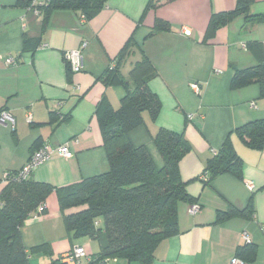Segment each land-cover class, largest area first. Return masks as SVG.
<instances>
[{"label": "crops", "instance_id": "1", "mask_svg": "<svg viewBox=\"0 0 264 264\" xmlns=\"http://www.w3.org/2000/svg\"><path fill=\"white\" fill-rule=\"evenodd\" d=\"M34 1L0 0V109L13 118V125L0 122V191L5 174L20 170L46 143L65 145L71 155L53 151L30 172L34 181L56 188L107 170L95 110L103 98L119 108L125 90L99 77L114 67L116 55L133 34L156 70L149 86L161 108L155 120L145 111L144 123L129 131V140L144 145L161 167L152 136L159 128L182 132L190 150L180 159L179 171L200 206L192 215L189 203H177V232L159 241L149 264H230L234 257L245 264H264V145L251 148L235 133L244 123L264 119V97L256 83L230 87L235 69L258 63L259 55L246 47L248 42L255 41L264 58V22L246 23L237 16L204 41L210 15L232 9L236 0H153L155 7L146 11L149 0H108L89 20L79 11L54 9L44 25ZM249 11L264 14V0H254ZM156 18L168 21L170 29L148 35ZM83 42L82 68L71 71L68 79L64 53ZM139 58L133 51L120 73L127 76ZM192 82L199 93L191 89ZM226 140L242 161V176L222 173L204 185L200 179L206 160ZM250 200V214L215 221L217 210H244ZM42 206V212L31 213L19 228L29 264H50L60 256L64 261L76 246L84 249L82 264H88L106 245L104 233L69 237L63 214L78 208L63 213L54 189ZM39 245L43 249L34 248ZM104 262L140 264L120 258Z\"/></svg>", "mask_w": 264, "mask_h": 264}, {"label": "trees", "instance_id": "2", "mask_svg": "<svg viewBox=\"0 0 264 264\" xmlns=\"http://www.w3.org/2000/svg\"><path fill=\"white\" fill-rule=\"evenodd\" d=\"M24 1L28 4L32 2ZM107 1L35 0L32 5L40 12L44 25L54 9L79 11L85 20H89ZM253 1L236 0L232 9L212 13L203 40L211 38L218 28L237 16H242L246 23L264 22V14L250 13ZM152 6L155 7V3L149 0L145 11ZM168 29V21L156 18L148 35ZM246 47L259 55L258 63L235 69L230 87L236 89L256 83L260 96L264 97V58L255 41L248 42ZM133 51H138L140 58L133 63L127 76H123L120 68ZM114 62V67L104 70L99 78L124 87L120 107L112 108L103 98L95 110L107 153V170L56 188L34 181L29 176L21 178V169L7 172L0 191V264H29L19 228L31 213L43 211V208H39L53 189L63 213L70 208H78L77 211L63 214L70 238H96L101 233L105 234L106 245L91 256L88 264H99L113 258L140 264L151 263L159 241L177 232V203L184 201L199 206L198 198L187 191V182L179 171L180 159L190 150V144L182 132L159 128L152 136L162 158L161 167L155 165L144 145L134 146L129 140V131L144 123L143 113L147 111L150 118L155 120L161 108L160 99L149 86L156 76V70L133 34L125 41ZM65 68L69 79L71 70L66 62ZM2 112L0 109V115ZM235 133L247 146L261 149L264 145V119L244 123L235 128ZM222 173L242 176V161L228 140L206 160L200 180L207 185ZM250 204L251 200L244 210L232 206L224 211L217 210L215 221L242 215L246 211L250 214ZM43 247L39 245L34 248ZM50 264L67 263L60 256Z\"/></svg>", "mask_w": 264, "mask_h": 264}, {"label": "built area", "instance_id": "3", "mask_svg": "<svg viewBox=\"0 0 264 264\" xmlns=\"http://www.w3.org/2000/svg\"><path fill=\"white\" fill-rule=\"evenodd\" d=\"M183 33L188 34L189 31L186 28H183ZM87 42H83L80 47L76 50H69L64 53V61L69 65L71 71H79L82 68V56H81V49L86 46ZM191 89L195 93H199V86L197 83L192 82L190 84ZM190 117V116H189ZM0 122H10L13 125V118L6 112H2L0 115ZM53 151L58 152L60 155L64 157H68L71 155L69 149L65 146H51L48 143L43 145L42 147L35 150L30 157L27 159L25 164L22 166L19 176L21 178H26L29 176L30 172L38 166L42 164L47 159H49L51 153ZM249 188H252V184H248ZM43 208H39L40 210ZM199 211V206L197 204H190L188 212L192 215L196 214ZM87 258V255L84 249L80 246H76L73 248L72 251L66 253L63 256V260L67 264H82V260ZM230 264H245L244 260L241 258L234 257L232 258Z\"/></svg>", "mask_w": 264, "mask_h": 264}, {"label": "water", "instance_id": "4", "mask_svg": "<svg viewBox=\"0 0 264 264\" xmlns=\"http://www.w3.org/2000/svg\"><path fill=\"white\" fill-rule=\"evenodd\" d=\"M100 264H105V262H104V261H102V262H100Z\"/></svg>", "mask_w": 264, "mask_h": 264}]
</instances>
